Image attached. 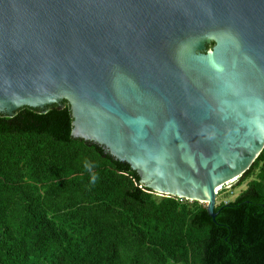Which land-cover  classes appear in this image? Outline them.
<instances>
[{"label":"water","instance_id":"obj_1","mask_svg":"<svg viewBox=\"0 0 264 264\" xmlns=\"http://www.w3.org/2000/svg\"><path fill=\"white\" fill-rule=\"evenodd\" d=\"M63 102L73 139L214 219L264 149V0H0V115Z\"/></svg>","mask_w":264,"mask_h":264},{"label":"trees","instance_id":"obj_2","mask_svg":"<svg viewBox=\"0 0 264 264\" xmlns=\"http://www.w3.org/2000/svg\"><path fill=\"white\" fill-rule=\"evenodd\" d=\"M63 104L0 115V264H264V149L212 219L73 139Z\"/></svg>","mask_w":264,"mask_h":264},{"label":"rangeland","instance_id":"obj_3","mask_svg":"<svg viewBox=\"0 0 264 264\" xmlns=\"http://www.w3.org/2000/svg\"><path fill=\"white\" fill-rule=\"evenodd\" d=\"M234 184L220 190V192L216 197L215 206H217L220 203H228L234 201L239 196V194L246 189V183L238 188H233L232 186Z\"/></svg>","mask_w":264,"mask_h":264},{"label":"built area","instance_id":"obj_4","mask_svg":"<svg viewBox=\"0 0 264 264\" xmlns=\"http://www.w3.org/2000/svg\"><path fill=\"white\" fill-rule=\"evenodd\" d=\"M180 200H183V198H179ZM184 200H186V199H184ZM188 201V200H187Z\"/></svg>","mask_w":264,"mask_h":264},{"label":"bare ground","instance_id":"obj_5","mask_svg":"<svg viewBox=\"0 0 264 264\" xmlns=\"http://www.w3.org/2000/svg\"><path fill=\"white\" fill-rule=\"evenodd\" d=\"M238 180V179H237ZM237 180H236V182H237ZM222 190V189H221ZM219 192H220V190H219ZM189 201V200H188Z\"/></svg>","mask_w":264,"mask_h":264}]
</instances>
